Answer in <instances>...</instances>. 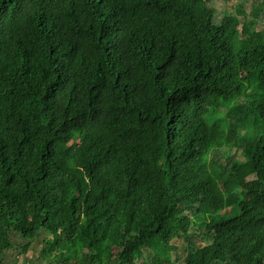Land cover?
I'll return each mask as SVG.
<instances>
[{"label": "trees", "instance_id": "16d2710c", "mask_svg": "<svg viewBox=\"0 0 264 264\" xmlns=\"http://www.w3.org/2000/svg\"><path fill=\"white\" fill-rule=\"evenodd\" d=\"M211 1L0 0L1 251L264 264V28Z\"/></svg>", "mask_w": 264, "mask_h": 264}, {"label": "crops", "instance_id": "0c3cea01", "mask_svg": "<svg viewBox=\"0 0 264 264\" xmlns=\"http://www.w3.org/2000/svg\"><path fill=\"white\" fill-rule=\"evenodd\" d=\"M51 237V234L42 230L34 239L28 240L21 233L15 232L13 246L0 250V264H53L51 256L56 253H47ZM27 243L29 247L24 248Z\"/></svg>", "mask_w": 264, "mask_h": 264}, {"label": "rangeland", "instance_id": "374dc122", "mask_svg": "<svg viewBox=\"0 0 264 264\" xmlns=\"http://www.w3.org/2000/svg\"><path fill=\"white\" fill-rule=\"evenodd\" d=\"M262 1L263 0H212L211 3L216 8L215 12L218 19L222 18L225 14H235L239 16L242 21L248 18L253 19L255 22V28L262 29L264 28V14L260 13L255 15L252 12ZM237 46L238 45H236V47ZM234 151L235 149L233 148V152ZM172 242L177 246L172 254L174 260L173 264H180L185 255L184 248L186 247V241L180 238H175Z\"/></svg>", "mask_w": 264, "mask_h": 264}]
</instances>
